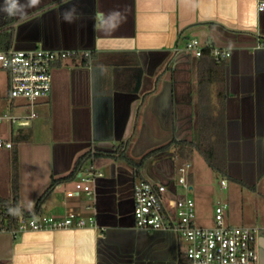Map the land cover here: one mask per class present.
<instances>
[{"label":"crops","instance_id":"1","mask_svg":"<svg viewBox=\"0 0 264 264\" xmlns=\"http://www.w3.org/2000/svg\"><path fill=\"white\" fill-rule=\"evenodd\" d=\"M260 1L17 0V9L10 15L4 11L8 0H0V25L13 18L9 25L14 27L13 47L37 45L94 54L87 65L68 60L55 66L51 96L34 107L25 99L9 100L13 109L26 111L18 115L20 121L11 123V135L3 126L4 135L12 140L20 130L31 133L30 139L18 144L20 204L32 210L52 179L70 173L77 158L90 149L110 150L128 143V154L139 159L173 138L197 141L202 114L200 59L173 50L196 37L202 44L231 50L224 82L227 176L254 190L257 202L264 205V9L259 8ZM136 88L138 93L131 91ZM32 111L36 117L29 116ZM246 148L255 151L253 160H245L252 157L251 152L244 154ZM192 153L185 158L173 145L149 157L140 177L167 183L170 194L178 191L188 196L199 173ZM3 155L10 159L11 149L0 158ZM99 158L94 164L103 175L93 183L94 200L82 198L81 192L68 196L73 182H67L50 194L41 213L61 218L74 208L84 216L94 215L97 222V214H103L101 224L1 231L0 264H178L183 244L174 232L136 226L134 185L139 176L132 175L134 168L121 159ZM186 160L192 164L190 187L176 188V165ZM225 217L229 224L258 229L257 247L264 264V212L252 224L231 213Z\"/></svg>","mask_w":264,"mask_h":264},{"label":"built area","instance_id":"2","mask_svg":"<svg viewBox=\"0 0 264 264\" xmlns=\"http://www.w3.org/2000/svg\"><path fill=\"white\" fill-rule=\"evenodd\" d=\"M264 9V0L259 3ZM210 47L218 60H227L231 50L202 44L196 37L188 39L183 45L176 46L174 54L189 53L195 57L202 55L203 49ZM77 51L52 50L46 48L0 50V71L8 78V99H25L34 107L40 99L49 98L52 93L53 69L59 63L71 60ZM87 55L90 52H85ZM30 117H36L32 111ZM21 118L12 113L0 112V156L6 149L13 147L11 139L4 135L5 121L15 123ZM92 160L79 171L73 182V189L66 194L74 196L85 191L90 200H94L93 183L103 173ZM192 164L186 160L176 165L173 184L178 188L189 189L188 172ZM226 185V181L222 182ZM169 185L161 181L141 178L134 185V218L136 226L147 230H167L181 239L183 247L179 264H261L258 252V229L246 225L227 223L225 210L227 204H218L215 208V223L203 226L196 223V204L192 197L181 195L178 191L169 193ZM92 208L93 205H87ZM97 227L96 217H86L78 210L70 208L64 217L44 215L21 216L18 226L7 229L0 220V232L10 230L14 233L28 230H56L73 227Z\"/></svg>","mask_w":264,"mask_h":264},{"label":"trees","instance_id":"3","mask_svg":"<svg viewBox=\"0 0 264 264\" xmlns=\"http://www.w3.org/2000/svg\"><path fill=\"white\" fill-rule=\"evenodd\" d=\"M13 18H9L3 25H0V50H8L13 47L14 27H9ZM94 54L76 52L71 63L87 65ZM197 67L199 105L202 111L199 124L197 141H178L175 138L169 142L146 152L139 159H135L128 154V143H122L113 150H94V159L99 157L121 159L131 165L141 176V170L146 160L155 153L167 150L175 145L178 155L189 157L194 150L199 151L207 164L216 172L227 176V137H226V90L224 87L226 60L216 59L210 47L203 49ZM60 64V63H59ZM9 95V86H8ZM214 98L218 100L214 101ZM31 138V133L20 130L13 135L11 148L12 166V196L3 197L0 195V220L7 229L18 226L20 217L37 215L42 212L43 206L50 194L60 185L72 182L76 179L80 170L92 160V149L81 154L70 173L64 176L55 177L51 184L40 195L35 207L32 210L26 209L19 202V154L18 144L21 141Z\"/></svg>","mask_w":264,"mask_h":264},{"label":"rangeland","instance_id":"4","mask_svg":"<svg viewBox=\"0 0 264 264\" xmlns=\"http://www.w3.org/2000/svg\"><path fill=\"white\" fill-rule=\"evenodd\" d=\"M8 78L5 71H0V112L12 113L14 115H20L26 111V108L13 109L11 101L8 97ZM21 101V98L19 100ZM18 123L14 125L16 129ZM5 133L9 136L12 132V126L10 121H5L4 124ZM192 160L195 168L198 169V183L194 189L187 191V195L192 197L196 203V221L198 224L205 226H212L215 223V208L218 204H227L225 214L242 216L245 219L246 224H252L253 221L259 219V215L264 212V205L261 202H257V197L254 190L244 187L240 183H237L234 179L222 175L214 171L206 162L202 154L194 150L192 153ZM11 159V155H10ZM7 155H3L0 160V193L3 196H12V171L11 161ZM100 158L97 162H100ZM106 171V168H104ZM141 179L139 177L137 181ZM228 179L229 184L224 185L223 180ZM74 186L70 187L73 189ZM183 190L180 189V192ZM82 198L89 200V197L85 191L81 192ZM263 216V215H262ZM89 217V216H86ZM244 223V224H245ZM231 224L239 225L242 223L231 222Z\"/></svg>","mask_w":264,"mask_h":264},{"label":"water","instance_id":"5","mask_svg":"<svg viewBox=\"0 0 264 264\" xmlns=\"http://www.w3.org/2000/svg\"><path fill=\"white\" fill-rule=\"evenodd\" d=\"M14 48H16V49H22V48H19V47H16V46H15ZM35 48H38V46L35 45V46L31 47L30 49H35ZM140 72H141V71H140ZM137 89H138V88H136V89H134V90H131V91H133V92H135V93H138V90H137ZM137 97H138V95H137ZM131 104H132V101L130 102V109H131ZM101 150H103V149H101ZM110 150H113V149H110ZM250 152H251V154H252V155H251L252 157L247 156L248 158L246 157L245 160H249V161H250V160H253V159H254V153H255V151L252 149V150H250ZM250 152H249V149H247V148L244 149V154H245V155H246V153L248 154V153H250ZM132 175H133V176H134V175H138V171L135 170V173H132ZM247 182H248L249 184H251V185L255 183L254 180H251V181L249 180V181H247ZM103 217H104L103 214H100V213L97 214V218H98V220H99V221L97 222L98 225L101 224L100 220H101Z\"/></svg>","mask_w":264,"mask_h":264},{"label":"clouds","instance_id":"6","mask_svg":"<svg viewBox=\"0 0 264 264\" xmlns=\"http://www.w3.org/2000/svg\"><path fill=\"white\" fill-rule=\"evenodd\" d=\"M17 9V0H8V7L4 9L8 14H14V10Z\"/></svg>","mask_w":264,"mask_h":264},{"label":"flooded vegetation","instance_id":"7","mask_svg":"<svg viewBox=\"0 0 264 264\" xmlns=\"http://www.w3.org/2000/svg\"><path fill=\"white\" fill-rule=\"evenodd\" d=\"M177 151V150H176ZM156 154H158V153H155L154 155H156ZM153 155V156H154ZM139 176V175H138ZM140 177V176H139ZM136 179V178H135ZM180 260H181V254H180V256H179V260H178V264H179V262H180Z\"/></svg>","mask_w":264,"mask_h":264}]
</instances>
